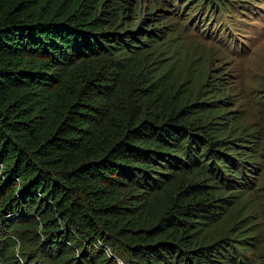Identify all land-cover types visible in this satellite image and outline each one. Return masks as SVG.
Listing matches in <instances>:
<instances>
[{
    "label": "trees",
    "instance_id": "obj_1",
    "mask_svg": "<svg viewBox=\"0 0 264 264\" xmlns=\"http://www.w3.org/2000/svg\"><path fill=\"white\" fill-rule=\"evenodd\" d=\"M141 1L0 0V264H264V137Z\"/></svg>",
    "mask_w": 264,
    "mask_h": 264
},
{
    "label": "rangeland",
    "instance_id": "obj_2",
    "mask_svg": "<svg viewBox=\"0 0 264 264\" xmlns=\"http://www.w3.org/2000/svg\"><path fill=\"white\" fill-rule=\"evenodd\" d=\"M201 2L163 0L160 5L142 0L140 15L161 8L160 13L174 16L172 21L187 32V45H198L204 52L209 74L226 82L243 124L264 137V0L226 1L223 8L204 3L195 7ZM249 200L250 213L264 228L263 180Z\"/></svg>",
    "mask_w": 264,
    "mask_h": 264
}]
</instances>
